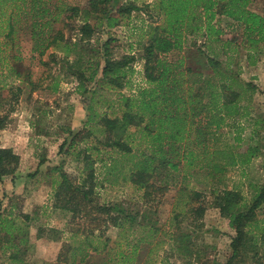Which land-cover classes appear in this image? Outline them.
I'll list each match as a JSON object with an SVG mask.
<instances>
[{
  "label": "rangeland",
  "instance_id": "1",
  "mask_svg": "<svg viewBox=\"0 0 264 264\" xmlns=\"http://www.w3.org/2000/svg\"><path fill=\"white\" fill-rule=\"evenodd\" d=\"M55 1L64 9L78 11V16L63 29L64 44L71 49L69 57L62 59V53L52 57L51 49L41 57L31 52L32 42L22 28L16 45L23 61L12 62L9 48L4 54L7 59L0 62V90L5 88L0 91V115H7L0 130V147L17 156L9 174L0 179V264H62L56 260L62 244H81L83 238L70 233L76 230L75 224H69L70 214L53 207L60 175L80 183L85 171L78 154L99 146L105 136L100 116L116 114L121 96H133L152 87L144 76V48L150 36L157 35L155 27L162 24L156 17L155 0H114L113 8L109 3H100L97 13L88 15L85 11L92 0ZM128 3L145 10L131 11L129 17L125 14L121 24L111 30L95 28L90 37L81 36L83 18L93 27L101 25L110 11L111 16L119 17L118 7ZM249 9L264 17V0H252ZM11 14V8L0 9V43L8 31ZM212 25L221 31V39L230 41L231 49L222 42H206L185 33L182 49L161 53L160 59L172 65L177 96L188 101L189 95H201L206 110L197 119L200 124H208L213 133L208 150L224 149L226 158L212 154L207 160L209 166L207 161L197 162L195 168L187 167L179 158L172 161L177 166L175 170L158 167L151 182L166 187V193L161 200L146 203L142 191L124 180L135 162L133 157H126L117 184L98 185L92 204L102 207L121 203L133 222L125 225L124 235L107 224L104 237L109 239L111 250L90 252L84 262L76 264H113L107 261L120 246L125 248L126 240L133 245L138 241L133 264H226L230 257L234 231L220 212L219 197L231 192L236 201L229 211L244 210L264 188V42L258 44L260 52L255 54L242 42L239 23L215 16ZM108 40L109 60L126 65L112 73L110 80L101 76L105 64L103 44ZM188 67L202 76L200 83L187 81ZM223 86L237 94L229 115L220 110L219 95L227 93ZM214 92L216 103L211 98ZM171 108L175 110V106ZM177 111V116L186 119L184 126L188 130L189 111ZM88 115L91 121L86 124ZM139 131L129 129L130 138L125 140L132 153H150L149 139H143ZM77 133L81 135L70 144ZM183 143L184 140L181 150ZM178 146L175 144L174 149ZM248 148L259 150L249 163H242V154ZM118 157L117 150L108 148L92 156L97 159L94 167L98 179L102 166ZM254 218L244 231L255 237L256 249L244 247L247 256L241 254V262L235 264H264V205L255 211ZM80 224L87 226L88 220ZM21 240L25 243L19 244Z\"/></svg>",
  "mask_w": 264,
  "mask_h": 264
},
{
  "label": "trees",
  "instance_id": "2",
  "mask_svg": "<svg viewBox=\"0 0 264 264\" xmlns=\"http://www.w3.org/2000/svg\"><path fill=\"white\" fill-rule=\"evenodd\" d=\"M251 2L252 0H155L156 17L162 20V24L155 27L157 35L154 37L151 35L149 45L144 48V76L152 87L141 89L133 96H121L119 99L121 106L116 114L100 116L99 123L105 136L102 142H98L100 147L93 146L89 152L83 150L78 154L85 171L80 183H75L63 173L60 175L61 180L54 194L53 207L70 214L69 224L76 226V230L70 233L76 236L79 234L83 239L78 247L63 243L56 259L58 263H81L85 261L90 252L97 254L108 252L111 250L108 245L109 239L104 237L107 224L120 230V234L124 235L125 225L133 222V217L122 209L121 203L106 204L102 207L92 204L96 189L99 188L98 185L114 186L117 184V179L122 174L121 165L126 157H133L135 162L132 169L124 176V180L142 191V197L146 203L161 200L166 193V187H158L151 182L158 167H169L175 170L177 166L172 161L179 158H182L189 168H195L197 162L207 161L212 154L226 158L227 154L225 156L224 149L214 152L208 150V142L213 133L208 128V124H200V120L197 119L206 110V106L201 104V95H189L188 101H183L179 95L177 96L178 86L172 80V65L162 61L160 56L161 53L181 50L182 43L186 40L183 38L185 33L191 38H204L206 42L212 40L222 42L231 49L230 41L221 39V31L212 25L215 16H223L239 23L242 27V42L252 53H259L258 44L264 42V17L249 9ZM100 3H109L113 8L115 1L92 0L90 8L85 11L86 15L97 13ZM128 5L118 7L119 17L111 16L112 11H110L104 19L105 23L101 25L96 23L93 27L86 17L83 18L81 36L90 37L95 32V28L111 30L121 24L125 14L129 17L131 11L145 10V8L139 9L132 3ZM4 8H11L12 14L7 20L8 31L4 35V41L0 43V62L7 59L4 54L9 48L12 49V55H10L12 62L23 61L24 58L20 55L21 52L16 45L18 33L22 28L26 30L32 42L31 52H36L41 57L51 49L52 57L58 53H62V59L69 57L71 49H67L64 44L63 29L70 19L78 16L77 9H64L55 0H0V9L4 10ZM99 12L103 13L104 10H99ZM109 43L110 40L103 44L105 53L102 54V58L105 64L101 71L102 78L108 77V80L112 78V73L126 66L124 62L114 64L109 60L107 54ZM208 61L212 63V59ZM186 70L187 81L194 85L200 83L202 76L199 73L189 67ZM223 89L227 90V93L219 95L220 110L229 115L233 105L236 104L237 94L229 87L223 86ZM7 91L9 92L10 89ZM216 96L215 92L211 95L214 103L217 102ZM173 106L175 110L171 108ZM180 109L189 111L188 130H185L184 126L186 119L183 116H177L179 112L177 110ZM88 112H91V107H88ZM214 115L217 114L214 113ZM6 118L7 115H0V130L4 128ZM87 118L86 124L91 121L90 115ZM143 122H145L144 125ZM261 122L264 127V112ZM195 123L198 124L195 125ZM129 129H139L142 138L149 139L150 153L148 151L132 153L131 147L125 140V138H130ZM80 135L81 133L74 135L70 144ZM183 140L185 143L181 150L180 143ZM178 143V149H174V145ZM262 143L264 150V130ZM105 148L117 150L119 157L109 159L108 163L102 166L101 178L98 179L94 167L97 159L93 160L92 156L97 157ZM258 150L256 148L246 149L242 154V163H249L251 158L257 155ZM16 159L17 156L10 149L0 147V179L9 174L10 166ZM155 161L158 162L157 165ZM210 164L209 161L206 162V166ZM197 167L205 168L204 166ZM195 196L199 195L195 193ZM234 196L227 191L219 197L218 202L221 214L228 219V225L234 231V236L230 241L231 255L226 264L239 262L241 254L246 257L248 252L244 250V247H249L251 250L256 249L255 237L244 230L251 221L255 220V211L264 205V188L257 193L248 208L230 212V206L236 201ZM24 218L27 219L26 216ZM83 219L88 220L87 226L82 227L80 224ZM4 220L10 222L8 219ZM11 225L12 228H16L13 223ZM127 228L130 229L131 225ZM137 242L133 245L126 240L125 248L120 246L112 259L107 262L133 264L134 255L139 251ZM22 243L25 241L21 240L19 244Z\"/></svg>",
  "mask_w": 264,
  "mask_h": 264
},
{
  "label": "crops",
  "instance_id": "3",
  "mask_svg": "<svg viewBox=\"0 0 264 264\" xmlns=\"http://www.w3.org/2000/svg\"><path fill=\"white\" fill-rule=\"evenodd\" d=\"M251 10V9H250ZM252 11V10H251Z\"/></svg>",
  "mask_w": 264,
  "mask_h": 264
}]
</instances>
